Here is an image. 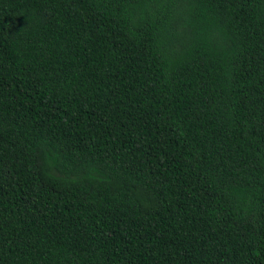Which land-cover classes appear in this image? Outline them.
<instances>
[{
  "label": "trees",
  "instance_id": "1",
  "mask_svg": "<svg viewBox=\"0 0 264 264\" xmlns=\"http://www.w3.org/2000/svg\"><path fill=\"white\" fill-rule=\"evenodd\" d=\"M0 264H264V0H0Z\"/></svg>",
  "mask_w": 264,
  "mask_h": 264
}]
</instances>
